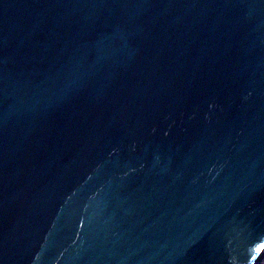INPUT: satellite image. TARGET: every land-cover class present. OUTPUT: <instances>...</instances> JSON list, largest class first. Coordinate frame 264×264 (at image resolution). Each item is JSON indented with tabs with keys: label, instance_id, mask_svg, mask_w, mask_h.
I'll return each instance as SVG.
<instances>
[{
	"label": "water",
	"instance_id": "95a60500",
	"mask_svg": "<svg viewBox=\"0 0 264 264\" xmlns=\"http://www.w3.org/2000/svg\"><path fill=\"white\" fill-rule=\"evenodd\" d=\"M264 0H0V264H262Z\"/></svg>",
	"mask_w": 264,
	"mask_h": 264
},
{
	"label": "rangeland",
	"instance_id": "374dc122",
	"mask_svg": "<svg viewBox=\"0 0 264 264\" xmlns=\"http://www.w3.org/2000/svg\"><path fill=\"white\" fill-rule=\"evenodd\" d=\"M262 264H264V262Z\"/></svg>",
	"mask_w": 264,
	"mask_h": 264
}]
</instances>
